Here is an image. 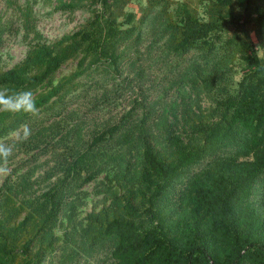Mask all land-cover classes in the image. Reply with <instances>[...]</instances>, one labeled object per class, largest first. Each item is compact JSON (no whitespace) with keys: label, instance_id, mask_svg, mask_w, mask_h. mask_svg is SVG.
Masks as SVG:
<instances>
[{"label":"trees","instance_id":"trees-1","mask_svg":"<svg viewBox=\"0 0 264 264\" xmlns=\"http://www.w3.org/2000/svg\"><path fill=\"white\" fill-rule=\"evenodd\" d=\"M7 1L29 48L0 86L31 90L39 114L0 111V142L31 129L15 143L29 160L0 187V264H54L58 249L74 264H264V62L234 79L264 0H198L206 19L187 1L176 16L170 0L139 16L124 11L132 0ZM39 1L91 16L50 41ZM6 12L0 46L16 23ZM91 182L102 206L77 221Z\"/></svg>","mask_w":264,"mask_h":264},{"label":"rangeland","instance_id":"rangeland-1","mask_svg":"<svg viewBox=\"0 0 264 264\" xmlns=\"http://www.w3.org/2000/svg\"><path fill=\"white\" fill-rule=\"evenodd\" d=\"M19 1V3L21 4L25 2V0ZM183 1H187L192 7L194 6L195 8H197L200 11V16L203 19L207 18V5L199 3L198 0H170L171 10L175 14V16L179 15L180 6ZM244 1L245 0H238V6L240 8L244 6ZM7 3V0H0V13L5 12L6 10L8 12L6 17L14 18L16 23L12 33L7 32L5 34V41L0 46V69H8L19 61H21L25 57L29 48L28 40L25 38V30L21 26V20L18 19L20 16V8L15 3V5L11 9H8ZM146 4L147 0H132L126 5L124 11L127 13L134 12L136 15L139 16L142 6ZM34 11L37 13L39 19L37 25L38 29L50 41L58 39L65 34L76 31L91 16V12L87 8H79L72 13L61 11L52 12V8L49 6H45L41 1L35 3ZM123 19L124 16H121L120 20ZM235 34L236 30L234 29V27H229L223 33L218 35L216 39L219 42H225ZM252 37L253 42L250 53L246 56L239 57L235 62L234 79L236 81H238L247 70H250L254 66L264 62V30L253 31ZM75 64V61L68 62L62 68V72H69L71 69L74 68ZM135 94L136 93H132V91L130 92L128 90L127 96L122 97L120 99V104L114 109V113L122 112L123 109L129 105L130 101L132 100ZM202 105L203 107L207 108L208 106H210V102L207 99H203ZM21 136L22 135L19 132L13 133L11 135V140H13L11 143L18 142ZM45 147L49 149L51 148V145L47 144ZM50 155L51 154L49 153L46 155H42L41 161L47 160L48 158H50ZM30 156L31 154L28 155L25 149L23 150L21 149V147L18 146L15 147L12 157L8 159L7 162V167L9 169L8 174H0V187L2 186L6 177L9 174L14 173V171L17 170V167L21 164H24L26 160H29ZM45 167H47L46 164ZM22 171L20 170V172ZM95 184V182H91L83 187V194L81 195L83 203L76 210L77 221L85 219L86 215L91 212L95 207L100 208L102 206V203L100 202L102 195L95 194ZM59 230V234H62L64 228ZM58 250V255L54 258V264H74L68 260L67 256L63 255L61 249ZM45 264H50V262L46 261ZM80 264H83V259H81Z\"/></svg>","mask_w":264,"mask_h":264},{"label":"clouds","instance_id":"clouds-1","mask_svg":"<svg viewBox=\"0 0 264 264\" xmlns=\"http://www.w3.org/2000/svg\"><path fill=\"white\" fill-rule=\"evenodd\" d=\"M0 111L24 112L31 115L39 114V109L31 90L16 91L6 86H0ZM30 136L31 129L25 125L21 141H27ZM15 147V143L0 142V174H8L7 162L9 157L13 155Z\"/></svg>","mask_w":264,"mask_h":264}]
</instances>
